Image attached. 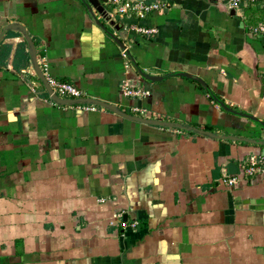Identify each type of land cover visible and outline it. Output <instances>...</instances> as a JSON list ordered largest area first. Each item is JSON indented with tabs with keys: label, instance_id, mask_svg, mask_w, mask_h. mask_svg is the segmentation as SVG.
Returning a JSON list of instances; mask_svg holds the SVG:
<instances>
[{
	"label": "crops",
	"instance_id": "0c3cea01",
	"mask_svg": "<svg viewBox=\"0 0 264 264\" xmlns=\"http://www.w3.org/2000/svg\"><path fill=\"white\" fill-rule=\"evenodd\" d=\"M145 1L164 5L139 23L155 35L109 0L106 18L88 0H0V264H264V146L79 113L88 103H55L37 77L25 35L81 99L264 142V39L250 36L264 0ZM251 158L260 171L242 178Z\"/></svg>",
	"mask_w": 264,
	"mask_h": 264
},
{
	"label": "built area",
	"instance_id": "2783aa9c",
	"mask_svg": "<svg viewBox=\"0 0 264 264\" xmlns=\"http://www.w3.org/2000/svg\"><path fill=\"white\" fill-rule=\"evenodd\" d=\"M109 2L112 6L110 15L117 16L122 21H134V23H131L128 27L131 32L138 35H155L157 33V29L146 27L139 23L150 16L151 13L161 11L164 6L162 3H147L145 0H109ZM257 2L258 0H226V5L230 9H237ZM250 36L264 39V22L252 27L250 29ZM121 57L126 60L129 59L127 48L121 49ZM37 66L52 94L58 99L76 101L77 99L83 98V92L77 86L67 82L57 81L49 74L48 64L45 59L39 60ZM120 89L122 95L127 98L139 100L146 96V92L140 89L138 85L123 83ZM75 109L79 113L83 111L94 112L97 110L96 106L93 104H84L77 106ZM130 110L138 117H144L148 114L147 109L141 105H131ZM258 171H260V163L254 158H251L248 167L242 173V178H252ZM237 182V177H224L221 180V183L227 188H232Z\"/></svg>",
	"mask_w": 264,
	"mask_h": 264
},
{
	"label": "water",
	"instance_id": "95a60500",
	"mask_svg": "<svg viewBox=\"0 0 264 264\" xmlns=\"http://www.w3.org/2000/svg\"><path fill=\"white\" fill-rule=\"evenodd\" d=\"M87 8L88 10L91 12L92 8L95 9L102 17L106 18L108 17L107 13L104 11V9L102 7H100L98 5V2L97 0H88V4H87ZM100 25V24H99ZM101 26V25H100ZM102 27V26H101ZM112 36V35H111ZM112 38L114 39V41L116 43H118L119 45H121V43L119 42V40H117V38H115L114 36H112ZM25 39L27 41V43L30 45L31 47V55H32V62H33V67H34V70L37 74V77L39 78L41 84L44 85V87L46 88L48 94L50 95L51 99L53 101H55V103L59 104V105H67V104H73L75 103L76 101L77 102H81V103H88V104H94V105H99L100 107H103L105 109H108L112 112H115L116 114L118 115H121L127 119H131V120H134V121H137V122H140V123H144V124H150V125H154V126H159V127H169V128H177V129H181V130H185V131H194L198 134H202V135H205V136H208V137H214V138H219L221 140H228V141H233V142H239V143H246V144H250V145H254V146H257V147H260V146H264V142L263 141H257V140H250V139H246V138H238V137H234V136H229V135H223V136H217V135H213L212 133H209V132H206V131H202V130H197L195 128H187V127H183L179 124H172V123H165V122H161V121H152V120H147V119H143V118H139V117H134V116H129L127 114H124V113H121L119 111H116V109L114 107H111L109 105H105V104H101V103H98L96 102L95 100H91V99H78L76 101H71V100H60L58 99L55 95L52 94L50 88L47 86V83L44 79V77L41 75L40 71H39V68L37 66V63H36V55H35V49H34V46L30 40V38L28 37V35H25ZM142 75V77L144 79H146L147 81H151V82H157V81H160L162 80L161 77H156V76H148L146 74H143V73H140ZM180 76L182 77H185L186 75L185 74H180ZM228 110V109H226ZM229 111V110H228ZM250 119L254 120L253 117H250ZM261 126L264 128V123H260ZM261 155L264 156V149L261 151ZM234 170H236L235 166H233ZM256 204H259V203H264L261 202V201H256L255 202Z\"/></svg>",
	"mask_w": 264,
	"mask_h": 264
},
{
	"label": "trees",
	"instance_id": "16d2710c",
	"mask_svg": "<svg viewBox=\"0 0 264 264\" xmlns=\"http://www.w3.org/2000/svg\"><path fill=\"white\" fill-rule=\"evenodd\" d=\"M5 49H7V48H5ZM134 115V114H133ZM148 115V117H149V114H147ZM204 131H207V132H211V133H213L214 132V129L213 128H211V127H204V128H202ZM240 144H242V145H246V143H240ZM250 161V160H249ZM248 165H249V162H248ZM248 167V166H247Z\"/></svg>",
	"mask_w": 264,
	"mask_h": 264
},
{
	"label": "rangeland",
	"instance_id": "374dc122",
	"mask_svg": "<svg viewBox=\"0 0 264 264\" xmlns=\"http://www.w3.org/2000/svg\"><path fill=\"white\" fill-rule=\"evenodd\" d=\"M125 98H127V97H125ZM129 99H131V98H129ZM134 100V99H133Z\"/></svg>",
	"mask_w": 264,
	"mask_h": 264
}]
</instances>
